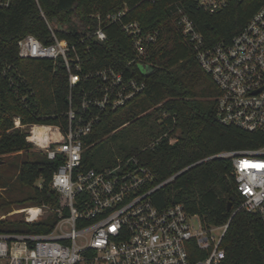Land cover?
I'll return each instance as SVG.
<instances>
[{
	"label": "trees",
	"instance_id": "16d2710c",
	"mask_svg": "<svg viewBox=\"0 0 264 264\" xmlns=\"http://www.w3.org/2000/svg\"><path fill=\"white\" fill-rule=\"evenodd\" d=\"M263 3L228 0L214 13L198 0H13L10 6L0 7V155L24 152L15 180L30 188L17 201L57 207L59 197L51 182L61 158L50 159L44 150L33 151L27 131L15 126L16 117L25 125L45 123L67 128L71 92L73 107L78 109L81 94L99 80L94 77L71 89L62 59L55 63L19 55L18 40L26 34H34L44 43L53 42L42 12L65 45L76 44L86 72L111 65L122 69L134 56L131 36L117 24L106 27L104 41L81 40L85 30L98 26L93 13L104 19L126 7L128 20L160 31L149 52L152 67L144 76L146 88L118 109L102 114L84 137L82 155L83 168L98 170L135 157L154 172L153 184L157 185L208 156L264 144L263 132L216 119L218 86L184 36L177 22V7L189 14L206 43L212 45L230 41ZM172 136L176 137L174 142ZM231 171L227 158L200 162L160 187L154 201L161 208L181 203L206 226H222L231 215L229 202L233 200L232 209L242 203ZM8 185L9 181L0 180V187ZM55 221L53 216L32 222L0 220V232L41 234L51 231ZM220 247L226 252L220 264H264V220L257 213L239 210Z\"/></svg>",
	"mask_w": 264,
	"mask_h": 264
},
{
	"label": "built area",
	"instance_id": "2783aa9c",
	"mask_svg": "<svg viewBox=\"0 0 264 264\" xmlns=\"http://www.w3.org/2000/svg\"><path fill=\"white\" fill-rule=\"evenodd\" d=\"M12 2L0 0V7ZM198 2L214 13L228 0ZM127 13L126 7L104 19L100 13H93L98 26L93 31L85 30L86 36L81 39L104 41L106 27L120 26L131 36L134 51L122 69L111 65L86 72L76 44L65 45L43 12L53 42L44 43L34 34L18 40L22 58L51 59L55 63L62 59L71 89L94 77L99 80L81 94L78 109L73 107L71 92L67 128L45 123L25 125L16 117L15 126L27 131L29 142L44 150L50 159L61 158L51 182L59 204L25 209L29 222L50 212L56 221L49 232H0V264H220L226 256L220 243L236 213L245 209L264 220V144L222 151L182 169L186 171L214 158L231 161L242 203L231 210L224 225L217 227L206 226L198 214L189 213L181 203L159 207L153 195L175 175L154 185V172L135 157L100 170L83 168L84 137L103 113L123 106L147 86L144 76L152 67L149 52L160 31L147 30L139 21L128 20ZM176 14L200 65L218 86L216 119L225 125L264 133V3L230 41L212 45L206 43L181 6ZM170 139L174 142L176 137Z\"/></svg>",
	"mask_w": 264,
	"mask_h": 264
},
{
	"label": "rangeland",
	"instance_id": "374dc122",
	"mask_svg": "<svg viewBox=\"0 0 264 264\" xmlns=\"http://www.w3.org/2000/svg\"><path fill=\"white\" fill-rule=\"evenodd\" d=\"M179 133V131H177ZM176 133V134H177ZM173 137V136H172ZM33 151L42 149L34 145ZM24 152L15 151L9 154L0 155V180L10 182L6 188L0 187V220H26L25 209L36 204L29 201H17L25 197L28 187L20 185L16 180L18 165ZM50 212L45 213L39 220L45 219ZM217 227V226H213ZM219 231V229H217Z\"/></svg>",
	"mask_w": 264,
	"mask_h": 264
},
{
	"label": "water",
	"instance_id": "95a60500",
	"mask_svg": "<svg viewBox=\"0 0 264 264\" xmlns=\"http://www.w3.org/2000/svg\"><path fill=\"white\" fill-rule=\"evenodd\" d=\"M1 163V160H0ZM185 170H181L180 172L175 174V177H177L178 175L182 174ZM232 205H233V200H231L228 204V210L231 211L232 210Z\"/></svg>",
	"mask_w": 264,
	"mask_h": 264
},
{
	"label": "bare ground",
	"instance_id": "6f19581e",
	"mask_svg": "<svg viewBox=\"0 0 264 264\" xmlns=\"http://www.w3.org/2000/svg\"><path fill=\"white\" fill-rule=\"evenodd\" d=\"M37 131H39V130H37Z\"/></svg>",
	"mask_w": 264,
	"mask_h": 264
}]
</instances>
